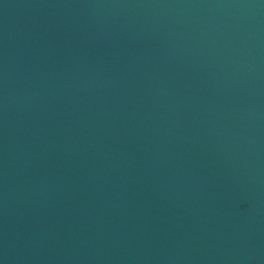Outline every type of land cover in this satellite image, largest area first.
Instances as JSON below:
<instances>
[{
  "label": "water",
  "instance_id": "water-1",
  "mask_svg": "<svg viewBox=\"0 0 264 264\" xmlns=\"http://www.w3.org/2000/svg\"><path fill=\"white\" fill-rule=\"evenodd\" d=\"M0 264H264V0H0Z\"/></svg>",
  "mask_w": 264,
  "mask_h": 264
}]
</instances>
